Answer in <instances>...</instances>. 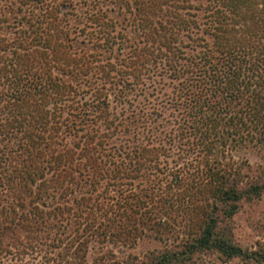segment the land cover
Wrapping results in <instances>:
<instances>
[{
    "label": "trees",
    "instance_id": "obj_1",
    "mask_svg": "<svg viewBox=\"0 0 264 264\" xmlns=\"http://www.w3.org/2000/svg\"><path fill=\"white\" fill-rule=\"evenodd\" d=\"M252 143L264 145V0H0V255L12 264H78L91 238L161 229L150 208L193 224L185 250L147 264L207 251L264 264L229 226L264 184L242 186L218 156Z\"/></svg>",
    "mask_w": 264,
    "mask_h": 264
},
{
    "label": "rangeland",
    "instance_id": "obj_2",
    "mask_svg": "<svg viewBox=\"0 0 264 264\" xmlns=\"http://www.w3.org/2000/svg\"><path fill=\"white\" fill-rule=\"evenodd\" d=\"M218 156L240 173L242 186H246L248 181L264 184V145L257 146L256 143H252L234 148L221 147ZM146 209H143L139 216ZM151 210L153 211L147 216H151L156 222L164 221L161 229L156 224L147 226L148 224H140L138 221L136 224L138 229L134 230L133 235L126 241L103 243L91 238L87 254L77 259L78 264H147L164 252L173 253L185 250L183 244L188 238V233L191 230L190 225L192 226L193 223L189 220H182L177 214H174L175 217L171 219L164 215L160 209H148V211ZM229 226L234 241L243 249L264 253V195L261 198L243 199L238 211L231 218ZM1 256H7L3 259V264L15 263L13 254H2ZM177 256L189 258L190 260H187L185 264H243L240 259L228 260L218 252L212 251L197 252L192 256L189 253L188 255L181 253ZM21 258H23L20 262L22 264H44L46 259L50 260V264L74 262L70 256L60 258L53 255L42 256L41 254L22 256ZM55 260L56 262H54Z\"/></svg>",
    "mask_w": 264,
    "mask_h": 264
}]
</instances>
